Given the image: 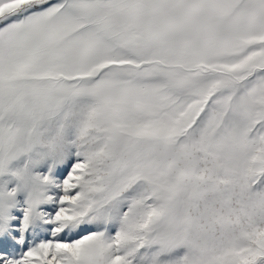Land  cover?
<instances>
[{
	"label": "snow or ice",
	"instance_id": "1",
	"mask_svg": "<svg viewBox=\"0 0 264 264\" xmlns=\"http://www.w3.org/2000/svg\"><path fill=\"white\" fill-rule=\"evenodd\" d=\"M0 264H264V0H0Z\"/></svg>",
	"mask_w": 264,
	"mask_h": 264
}]
</instances>
